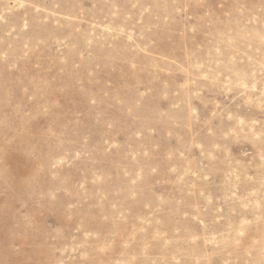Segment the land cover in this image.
Here are the masks:
<instances>
[{
  "label": "rangeland",
  "instance_id": "374dc122",
  "mask_svg": "<svg viewBox=\"0 0 264 264\" xmlns=\"http://www.w3.org/2000/svg\"><path fill=\"white\" fill-rule=\"evenodd\" d=\"M0 264H264V0H0Z\"/></svg>",
  "mask_w": 264,
  "mask_h": 264
}]
</instances>
